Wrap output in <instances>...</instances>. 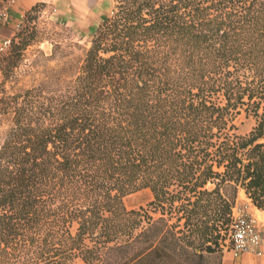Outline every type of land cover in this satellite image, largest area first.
Returning <instances> with one entry per match:
<instances>
[{"label": "trees", "instance_id": "1", "mask_svg": "<svg viewBox=\"0 0 264 264\" xmlns=\"http://www.w3.org/2000/svg\"><path fill=\"white\" fill-rule=\"evenodd\" d=\"M114 1L24 84L27 35L0 56V264H221L238 189L264 211V0Z\"/></svg>", "mask_w": 264, "mask_h": 264}, {"label": "rangeland", "instance_id": "2", "mask_svg": "<svg viewBox=\"0 0 264 264\" xmlns=\"http://www.w3.org/2000/svg\"><path fill=\"white\" fill-rule=\"evenodd\" d=\"M17 1L18 0H15L13 3L8 4L6 0H0V9L6 6L9 11L10 6L14 5ZM114 3V0L36 1L23 12V16L19 22L9 24L7 23L8 20L4 23L0 20V39L2 37H9L11 40V46H9L5 53H8L12 45L20 40L18 36L20 32L26 34L30 39V44H28L23 51L22 59L14 69L12 79L19 85L29 81L30 77L26 75L25 71L29 69L31 62L38 58L37 50H41L45 55H49L55 44H59L64 48L72 42H77L80 47L76 48L74 51L78 55H81L83 49L89 46L95 28L101 22L103 16L110 14ZM34 4H39V6L26 15V12ZM51 63H53V61H51ZM2 78L3 76L0 72V81ZM10 83V81L6 83V88L8 90ZM235 123L237 126L236 132L238 134H248L256 126L257 117L251 113H247L244 109H240L235 117ZM260 140H262V138ZM208 185L211 186V184ZM240 189L241 188L238 189L235 203L244 205L243 201H245V199L242 192L239 195ZM152 199L153 194L148 187L140 188L125 195L123 198L127 208L147 206V203ZM227 236L228 229L222 240L223 246L225 245L224 243ZM222 250L223 256V247Z\"/></svg>", "mask_w": 264, "mask_h": 264}, {"label": "built area", "instance_id": "3", "mask_svg": "<svg viewBox=\"0 0 264 264\" xmlns=\"http://www.w3.org/2000/svg\"><path fill=\"white\" fill-rule=\"evenodd\" d=\"M8 4L15 0H6ZM0 20L2 23L8 20L6 6L0 9ZM10 38L0 39V56L10 46ZM223 246L224 251H230L233 259H239L243 254L261 256L264 254V220L249 213L246 205L234 203L231 209V221L228 229V236Z\"/></svg>", "mask_w": 264, "mask_h": 264}, {"label": "crops", "instance_id": "4", "mask_svg": "<svg viewBox=\"0 0 264 264\" xmlns=\"http://www.w3.org/2000/svg\"><path fill=\"white\" fill-rule=\"evenodd\" d=\"M36 1L44 0H18L14 5L10 6L8 11V22L9 24H15L20 21L23 16V12ZM244 195L245 201L243 204L246 205V209L249 213L255 215L258 220H264V211L258 209L250 199L246 196L243 189L239 190V195ZM240 198V197H239ZM238 198V200H239ZM70 264H85L81 259L77 258ZM221 264H264V254L256 256L253 254H243L239 259H233L230 251L225 250L222 256Z\"/></svg>", "mask_w": 264, "mask_h": 264}]
</instances>
